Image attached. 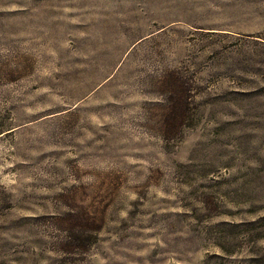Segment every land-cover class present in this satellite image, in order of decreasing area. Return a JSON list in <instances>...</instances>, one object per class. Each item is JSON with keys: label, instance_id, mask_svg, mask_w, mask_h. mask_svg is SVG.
Instances as JSON below:
<instances>
[{"label": "rangeland", "instance_id": "obj_1", "mask_svg": "<svg viewBox=\"0 0 264 264\" xmlns=\"http://www.w3.org/2000/svg\"><path fill=\"white\" fill-rule=\"evenodd\" d=\"M0 264H264V0H0Z\"/></svg>", "mask_w": 264, "mask_h": 264}]
</instances>
